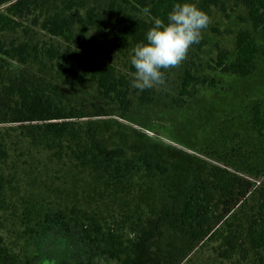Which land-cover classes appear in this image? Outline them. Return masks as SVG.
Instances as JSON below:
<instances>
[{
	"label": "rangeland",
	"instance_id": "obj_1",
	"mask_svg": "<svg viewBox=\"0 0 264 264\" xmlns=\"http://www.w3.org/2000/svg\"><path fill=\"white\" fill-rule=\"evenodd\" d=\"M238 13L228 7L210 19L197 64L220 84L201 88L182 108L165 103L161 85L154 87L155 100L141 103L138 92L122 110L98 92L75 52L46 64H23L0 53V141L7 151L0 160V264H40L60 255L68 264H114L92 255L80 239L83 229L99 225L131 250L153 223L158 229L146 242L144 256L150 264H264V249L261 260L244 240L264 186V130L254 132L250 122V107L264 99V55L245 78L208 69L216 45L234 56L236 32L245 25ZM20 30L0 31V42L26 39ZM30 35L39 47L46 43L66 50L63 41L37 28ZM84 54L93 59L88 50ZM31 83L74 109L80 143L66 138L49 148L27 135L15 120L17 93L11 88ZM90 122L98 124L108 147L122 148L123 159L135 162L120 180L77 159L79 148L85 151ZM133 145L145 146L151 159L166 166L165 174L146 171ZM218 170L228 176L224 191L212 175ZM190 182L201 196L208 195L207 215L196 229L173 222L182 208V189Z\"/></svg>",
	"mask_w": 264,
	"mask_h": 264
},
{
	"label": "trees",
	"instance_id": "obj_2",
	"mask_svg": "<svg viewBox=\"0 0 264 264\" xmlns=\"http://www.w3.org/2000/svg\"><path fill=\"white\" fill-rule=\"evenodd\" d=\"M177 2L183 3L185 0H0V7L4 6L0 12V31L15 32L21 29L26 38L20 42L11 41L8 45L0 42V53L23 64L29 61L46 64V60L65 61L75 52L80 67L95 82L98 92L110 103L127 110L130 96L138 92L137 98L141 103L157 98L155 88L141 91L132 87V73L135 70L131 65V56L138 43L146 42V33L154 20L160 18L167 22L168 13ZM189 2L196 3L210 19L215 11L225 14L228 7L233 11L238 10L237 19L245 25L236 32L234 56L231 57L228 49L216 45V55L208 69L241 78L250 76L256 69V60L264 55V0ZM145 8L149 9L148 13H145ZM35 28L63 41L66 50L62 52L60 47L46 43L39 47L30 37ZM204 43L202 38L198 44H193L180 67L164 70L163 86L166 91L162 99L168 106L182 108L196 99L201 88L219 86V78L203 73L204 70L197 64ZM84 50L89 51L92 60L84 54ZM11 90L17 93L15 120L33 141H43L49 148L54 144L61 145L66 138L77 143L82 141L79 125L73 119L74 109L56 102L53 97L56 93L47 92L38 83H31L19 90L12 87ZM250 109L252 129L261 133L264 130V99H258ZM98 131L97 123L88 124L83 146L85 151L79 148L77 159L103 168L112 180H120L133 169L135 162L123 159L122 148L108 147ZM3 146L4 143L0 141V160L7 155ZM133 150L139 153L138 160L146 171L157 169L160 174H165L166 166L151 159L145 146L133 145ZM212 175L219 180L218 187L224 191V182L228 178L225 171L218 170ZM1 179L0 176V185ZM182 196V208L173 222L196 229L207 215L208 195L201 196L199 188H193L190 182L182 189ZM227 225L230 231L231 224ZM246 227L244 240L262 260L264 186L259 191L257 212L248 219ZM157 229V223H153L151 230L144 233L131 250L126 249L114 232L105 233L95 224L84 228L80 239L92 255L113 260L114 264H150L144 257L146 242L156 234ZM228 243L232 245V241ZM234 247L231 246L232 249ZM40 264L68 263L62 261L60 255Z\"/></svg>",
	"mask_w": 264,
	"mask_h": 264
},
{
	"label": "clouds",
	"instance_id": "obj_3",
	"mask_svg": "<svg viewBox=\"0 0 264 264\" xmlns=\"http://www.w3.org/2000/svg\"><path fill=\"white\" fill-rule=\"evenodd\" d=\"M144 11L148 13L149 9ZM210 23L209 15L189 0L175 3L167 22L156 18L146 33V42L138 43L133 49L132 87L143 91L163 85L164 70L182 65L192 45L201 41L202 32Z\"/></svg>",
	"mask_w": 264,
	"mask_h": 264
}]
</instances>
